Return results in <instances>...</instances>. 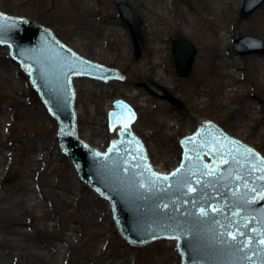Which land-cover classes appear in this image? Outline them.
Returning <instances> with one entry per match:
<instances>
[{
  "label": "rangeland",
  "instance_id": "obj_1",
  "mask_svg": "<svg viewBox=\"0 0 264 264\" xmlns=\"http://www.w3.org/2000/svg\"><path fill=\"white\" fill-rule=\"evenodd\" d=\"M118 1L130 4L143 21L145 49L139 60L116 12ZM227 1L165 0L170 11L158 13L155 8L162 0H0V11L27 17L51 29L82 57L120 70L124 82L73 79L80 138L106 150L115 133L107 129L104 112L113 100L125 99L137 111L132 130L143 140L150 160L169 171L181 159L179 139L201 120L214 121L264 157V137L256 135L259 121L252 120L264 116V55L242 57L232 50L233 40L241 36L264 42V6L240 20L244 0ZM205 16L217 24L215 30H203ZM182 38L197 48L185 79L175 74L169 45ZM9 55L0 46V252L23 243L18 235L22 232L35 249L23 254L19 264H180L178 252L164 241L130 246L118 233L106 201L97 199L85 183H76L73 164L60 151L56 121ZM227 76L238 81L240 92L225 95ZM143 78L166 87L198 118L149 94L141 86ZM244 92L253 103L247 125L232 97ZM7 178L15 181L6 186ZM27 191L26 200L22 194Z\"/></svg>",
  "mask_w": 264,
  "mask_h": 264
},
{
  "label": "water",
  "instance_id": "obj_2",
  "mask_svg": "<svg viewBox=\"0 0 264 264\" xmlns=\"http://www.w3.org/2000/svg\"><path fill=\"white\" fill-rule=\"evenodd\" d=\"M263 5L264 0H245L240 8V20H248ZM188 6L190 7L189 4ZM116 11L124 26L129 30L133 45V57L135 60H138L145 48L142 19L124 1L116 3ZM0 14L4 17L3 20H0V25L3 26L0 28V41H2L0 45L8 46L11 59L15 63H18L21 69L26 72L30 84L39 94L41 103L46 107L48 113L57 120L59 144L73 161L82 180L110 203L114 222L121 236L134 247L143 246L160 239L177 240L168 238L172 233L162 228L160 224L165 214L178 215L173 211L174 207H179L181 211L185 208H190V204L173 205L171 203V201L187 198L181 197L178 194L157 193V197H162V199L156 197L147 200L135 199L127 192L125 185L109 169L101 166L103 156L96 157L94 155V153L99 151L86 145L79 138L77 116L74 109L75 90L72 84L73 78L82 77L104 82L110 80L123 82L124 76L120 73L121 71L108 68L107 65L104 66L93 62L94 60L90 61L86 57L80 56L58 40L50 29L36 23H30L26 20L27 17L23 19L19 15L10 16L7 15L8 13L3 12H0ZM170 50L175 74L179 79L187 78L193 70L197 55L195 45L187 39H173L170 41ZM233 50L241 56L264 54V42L254 36H242L233 41ZM37 58L41 62L42 69L35 62ZM25 65H28L31 69V74ZM58 77L59 79H57ZM141 86L145 87L151 95L167 101L176 109L189 113L188 108L183 102L172 95L164 86L148 78H143ZM113 106L114 108L108 112V128L110 123L109 114L114 113L116 115L112 117V120L116 122V128H118V139L114 138L115 140L108 143L107 151L114 141L117 142L118 151L110 154L111 158L119 159L121 156H125L131 161L132 156H135L136 152H129L128 150L142 148L143 156L145 157L144 162L150 166L152 171L156 172L149 162L144 144L130 129L131 124L136 118L135 111L123 100L114 101ZM124 106H126V110H124ZM122 111L123 115L121 116ZM129 116H131V123L128 131L121 134L118 121L121 119L127 120ZM193 117L197 118V115H193ZM197 133H200V136L197 137V142L211 139L212 137L225 136L230 140L237 141L241 150L245 147L252 149L243 144V141L241 142L233 138L234 136L231 137L226 134L214 122L206 121L198 127L195 133L184 138L181 137L182 159L185 150L192 149L193 145L191 143L182 145L181 142L186 141L189 137L196 136ZM121 140L124 141L123 144L120 143ZM253 152L260 160H264L258 151L253 150ZM189 155L194 156L195 153L190 152ZM133 162L139 163L140 161ZM201 162L211 164L212 158L202 155ZM192 163L195 164L196 162L193 160ZM120 167V175H126L123 172V168L128 167V165L122 163ZM14 181L15 178H8L4 184L10 185ZM165 202H168L170 205L168 209H155V204ZM220 202L224 203L223 200H220ZM261 203L264 204V201ZM256 215H259V213H256ZM203 227L207 228V226ZM202 235L206 241L210 242V232L205 230L202 232ZM189 239H191L190 236L177 240L180 245L178 251L182 259L181 264H240L226 250L214 251L207 248L203 250L190 248L186 242ZM253 259L256 258L254 257ZM243 264H248V262H243Z\"/></svg>",
  "mask_w": 264,
  "mask_h": 264
},
{
  "label": "snow or ice",
  "instance_id": "obj_3",
  "mask_svg": "<svg viewBox=\"0 0 264 264\" xmlns=\"http://www.w3.org/2000/svg\"><path fill=\"white\" fill-rule=\"evenodd\" d=\"M3 19L0 14V20ZM35 62L42 69L38 58ZM25 67L31 74L28 65ZM114 115L116 114H109L111 131L116 130V122L112 120ZM118 122L123 134L128 131L131 116ZM199 136L200 133H197L181 142L182 145L191 143L193 147L185 150L180 166L167 175L151 170L144 162L142 148L128 150L136 152L131 161L125 156L111 158L110 154L118 151L115 141L107 152H97L94 155L103 156L101 166L109 169L137 200L154 197L162 199L157 197V193L178 194L187 198L171 203L190 204V208L181 211L179 207H174L173 211L178 215L165 214L160 224L172 233L168 238L179 240L190 236L191 239L186 241L190 248L226 250L240 264H264V204L261 203L264 201V160H260L250 148L241 150L237 141L225 136L197 142ZM120 143L123 144L124 141L121 140ZM190 152L195 155H189ZM202 155L211 157L212 163H202ZM137 160L140 162H133ZM193 160L195 164L192 163ZM122 163L128 165L123 168L126 174L124 176L120 175ZM169 206L168 202L157 203L155 209L165 210ZM205 230L211 233L210 242L202 235Z\"/></svg>",
  "mask_w": 264,
  "mask_h": 264
},
{
  "label": "bare ground",
  "instance_id": "obj_4",
  "mask_svg": "<svg viewBox=\"0 0 264 264\" xmlns=\"http://www.w3.org/2000/svg\"><path fill=\"white\" fill-rule=\"evenodd\" d=\"M165 0H162V3L158 4L155 8V11L158 12V13H161V12H169L170 9L167 5V2L164 3ZM234 0H228L227 3L228 4H232ZM215 5H213L209 11L212 12L213 9H214ZM29 21V20H28ZM30 23H34L32 21H29ZM203 30L209 28V27H212L214 30L215 28L217 27V24L216 23H213L212 19H210L209 17L205 16L204 17V20H203ZM225 35H223V40L225 41L226 40V37H224ZM4 48H6L7 50V53H9V48L8 46H2ZM12 60V59H11ZM13 61V60H12ZM14 62V61H13ZM18 64V63H16ZM19 65V64H18ZM202 67V66H201ZM234 67V66H233ZM235 68V67H234ZM262 71H264V69H261ZM7 71V70H5ZM234 71V70H233ZM25 73V71H23ZM232 76L235 77L234 73H232ZM0 75H1V69H0ZM232 76H227L226 79H225V95L229 94V93H232V92H240L239 89H237V80L235 83H233V80H232ZM236 78V77H235ZM85 79H88V78H85ZM92 81H97V82H102V81H99V80H95V79H90ZM243 80V79H242ZM104 83V82H102ZM227 84H231V88H229L230 86L227 85ZM235 87V88H234ZM232 97H236L237 100H238V107L235 109V111H237V114L239 116H241V118L243 119V124L247 125V122H248V113L252 110L251 108V105L253 104L251 102V95L247 94L244 92V94L242 95H237L236 94H233ZM203 100H201L202 102ZM113 107V105L111 104L109 107L106 108L105 112H104V117L106 118L107 117V112L109 109H111ZM260 116V115H259ZM257 116V117H252V120L254 122H257V120L259 121V125H258V131L256 132V135H258V138H262L264 137V116ZM197 119V118H196ZM202 121V120H201ZM199 121V122H201ZM106 122H107V118H106ZM115 133V136L113 138H117V129L114 131ZM190 133V132H189ZM83 140V139H82ZM86 144V141L83 140ZM88 144V143H87ZM2 146L1 142H0V147ZM98 151H102L98 148H96ZM60 151L66 156V153L64 152V150L62 148H60ZM69 161L72 163V160L69 159ZM152 162V161H151ZM73 164V163H72ZM179 162L176 163L175 167L178 166ZM74 167V165H73ZM154 168L155 170L159 171V172H163L165 170H162L161 168L157 167L156 165H154ZM74 171V176H75V181L76 183H83V181L80 179V176L78 175L77 171H76V167H74L73 169ZM168 172V171H167ZM90 188V187H89ZM91 191L95 194V196L98 198H101L99 194H97L95 192V190L91 187L90 188ZM22 198L23 199H28L29 198V194H28V191L27 192H24L22 194ZM102 199V198H101ZM107 205H108V208L109 210H111L110 208V205L109 203L106 201ZM22 229V228H20ZM13 232V231H12ZM19 237H21V239H23V243L19 244V245H16V244H11L9 246H7V250L8 252H0V264H19V259L22 257L23 254H30L34 251L35 249V246L32 245V246H29L28 245V237L29 235H26L25 233H22V232H19L18 233ZM158 241H164L165 244H169L171 246V250L175 253V252H178V249H177V242L176 240H169V241H165V240H157ZM153 242H150L149 244H151ZM148 245V244H147ZM134 248H137V247H134ZM45 249V248H44ZM46 250V249H45ZM38 252V251H37ZM48 254L50 255V253L48 252ZM177 256V255H176ZM97 261H100V257L97 259ZM177 263V262H176ZM175 263V264H176Z\"/></svg>",
  "mask_w": 264,
  "mask_h": 264
}]
</instances>
